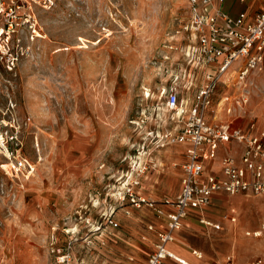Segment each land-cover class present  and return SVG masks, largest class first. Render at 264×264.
<instances>
[{
  "label": "rangeland",
  "instance_id": "374dc122",
  "mask_svg": "<svg viewBox=\"0 0 264 264\" xmlns=\"http://www.w3.org/2000/svg\"><path fill=\"white\" fill-rule=\"evenodd\" d=\"M34 12L46 39L14 73L0 66V119H7L2 114L10 100L22 154L33 169L27 180L0 169V264H57L56 249L68 243V264L131 263L134 258L122 250V242H99L91 224L115 206L110 197L115 179L137 152H151L146 171L154 166L150 157L158 155L162 140L147 132L169 119L165 93L174 90L184 100L198 83L195 40L182 30L189 17L187 2L39 0ZM237 65L233 62L230 69ZM223 81L214 91L211 120L236 125L242 119L246 125L252 118L264 132V71L249 75L244 112L227 115L216 105L219 97L237 93L233 74ZM172 165L178 171L180 161ZM173 182L172 190L160 187L164 197H149H173L167 195L177 188ZM247 209L239 212L224 202L216 209L217 231L200 229L188 237L213 263L223 264L232 255L236 264V245L259 240L243 236L247 230L227 227L225 217L234 213L237 223ZM113 215L120 228L111 234L122 238L126 215L120 209ZM255 257L240 253V263L250 264Z\"/></svg>",
  "mask_w": 264,
  "mask_h": 264
},
{
  "label": "built area",
  "instance_id": "2783aa9c",
  "mask_svg": "<svg viewBox=\"0 0 264 264\" xmlns=\"http://www.w3.org/2000/svg\"><path fill=\"white\" fill-rule=\"evenodd\" d=\"M186 2L189 17L182 30L191 33L195 40L194 65L198 83L193 85L191 95L184 100L174 90L165 93L164 105L170 114L166 123L178 127V130L163 133L158 144L163 147L164 144L187 143L184 160L179 165V190L173 197L158 201L146 196L141 178L147 168V153L142 158L137 152L130 159L127 171L115 179L110 195L115 206L91 224L92 232H101L104 227H118L113 215L115 209L122 210L126 216L130 209H152L157 215H163L159 206L168 207L170 210L164 213V230L147 224L146 231L153 232L156 240L141 264H163L167 258L184 264L166 245L174 241L173 232L182 227L183 219L189 214H194L198 224L205 228L214 231L220 228L218 222L203 214L209 199L216 193L247 197L264 195V132L256 128L252 118L242 130L230 127V123L206 118V113L214 105L217 85L225 84L223 79L229 74H233L237 93L232 97H219L216 105L223 107L227 115L235 109L244 112L250 99L249 75L264 71V4L248 19L244 13L231 17L212 8L211 0ZM36 5V0H0V66L7 72L14 73L23 60L33 58L37 43L46 39L34 12ZM233 62L238 65L230 69ZM191 87L189 84L186 90ZM14 106L7 101L2 114L7 115V119H0V156L5 161L0 164V169L7 176L21 175L25 179L33 169L22 154L20 125L12 114ZM153 131L149 130L147 135H154ZM229 142L239 145L240 151L236 153L227 148L225 144ZM215 160L217 174L212 172L211 165L205 168L206 162ZM225 219L230 224L236 221L233 216ZM263 235L264 224L243 232V236L258 240ZM69 247L70 243L62 250L56 249L57 264L69 263ZM223 264H235L234 257L227 255ZM250 264H263V260L255 257Z\"/></svg>",
  "mask_w": 264,
  "mask_h": 264
},
{
  "label": "crops",
  "instance_id": "0c3cea01",
  "mask_svg": "<svg viewBox=\"0 0 264 264\" xmlns=\"http://www.w3.org/2000/svg\"><path fill=\"white\" fill-rule=\"evenodd\" d=\"M264 0H211V7L218 8L222 12H225L227 15L231 17H236L239 13H244L248 19H250L253 15L260 10L263 6ZM214 106L209 109L206 113V118L209 121H212L215 116L213 115ZM218 115V114H217ZM219 116V115H218ZM220 118H226V116H219ZM249 120V119H248ZM233 121V120H232ZM231 122L230 127H235L239 129H245L246 125L244 120L237 121L236 125H233ZM161 123L164 122L162 119ZM248 123V121H247ZM246 123V124H247ZM172 124H165L162 123V126L159 127L158 130H154L153 134L156 138H160L162 136V130H166V132H176L177 128L173 127ZM167 128V129H166ZM172 128V129H171ZM162 132V133H161ZM161 134V135H160ZM227 148L230 150L238 153L239 145L234 144L233 142H229L225 144ZM187 147V143L180 142L174 144H164L163 147H160V151H158V155L156 154L155 157H150L152 159V166L146 174H144L141 178V187L143 188L144 194L159 198L160 196L164 197L166 194L163 193L161 188L164 186L170 187L169 189L172 190L173 188V181L176 180V190H173L171 193L167 195L176 194L179 190V179L181 177V169L178 167V171L174 169V161L179 160L180 163L184 160L185 148ZM151 152L147 153L145 159H148V156ZM161 153H163L161 155ZM211 165L213 170L212 172L215 174L218 173L217 168V161L214 162H206L205 168ZM178 178V179H177ZM160 180V187L157 185V181ZM227 200V201H226ZM224 202H230L232 206H234L240 212L242 207H247L243 215H241L238 219L237 223L230 224L227 227H233V229L237 230H251L252 228H257L260 224H264V195L263 196H242V195H233V196H224V194L216 193L209 199V207H206L203 214L209 220L214 222L221 223V220L218 218V214L216 212L217 207L221 206ZM112 209V206L109 207ZM163 215H157L155 210L152 209H142V210H134L130 209V215L125 216L124 222L126 226V234L122 236V238L116 237L115 234H111V232L120 228V223L116 219L114 215V219L118 222L117 228H110L104 227V229L99 235H96V239L99 242L104 240L107 244L113 245L117 242L120 243L122 246V250L125 251L128 257H133L134 261L127 264H140L143 263L148 254L153 249V244L156 240L155 236L152 232L146 231L147 224H153L154 227L158 230L165 229V222L164 221V213L168 212L170 209L168 207L159 206ZM236 210H234L235 212ZM235 214H231L229 216H234ZM96 220V219H95ZM204 230L205 232H213L209 228H205L198 224L196 220V216L194 214H189L183 219L182 227L173 232V242L167 243L168 250L178 259L186 262V264H222L221 261H217L213 263L212 257L208 254L204 253V251L199 248L197 245L193 244L191 241L192 239L188 237L189 233L192 231ZM105 233V234H104ZM264 240L259 241H251V242H244L243 245L237 244L235 247V252L239 255L238 261L236 264H241L240 253H244L245 256H252L255 255L256 257H263L264 258ZM244 247L241 251L239 247ZM234 247L232 248V251ZM231 251V252H232ZM239 251V252H238ZM163 264H179L172 259L167 258ZM264 264V263H263Z\"/></svg>",
  "mask_w": 264,
  "mask_h": 264
},
{
  "label": "bare ground",
  "instance_id": "6f19581e",
  "mask_svg": "<svg viewBox=\"0 0 264 264\" xmlns=\"http://www.w3.org/2000/svg\"><path fill=\"white\" fill-rule=\"evenodd\" d=\"M36 2H37V4H38V2H39V0H36ZM44 8H47L46 6H43V9ZM31 174H29L24 180H27L28 179V177L30 176ZM21 187H23V186H21ZM173 255V254H172ZM184 262V261H183ZM184 264H186V262H184Z\"/></svg>",
  "mask_w": 264,
  "mask_h": 264
}]
</instances>
